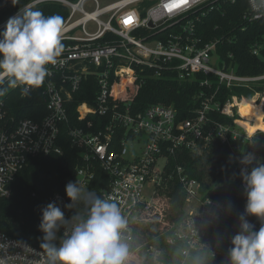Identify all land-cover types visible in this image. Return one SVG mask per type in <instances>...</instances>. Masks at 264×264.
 I'll list each match as a JSON object with an SVG mask.
<instances>
[{
	"label": "built area",
	"instance_id": "built-area-1",
	"mask_svg": "<svg viewBox=\"0 0 264 264\" xmlns=\"http://www.w3.org/2000/svg\"><path fill=\"white\" fill-rule=\"evenodd\" d=\"M57 1L70 9L61 40L73 44L64 47L55 64L47 66L49 75L43 84L29 91H41L44 115L36 110V119H16L0 101V198L12 197L13 183L31 159L62 156L61 143L67 138L79 151L81 164L64 187L48 199V203L55 202L62 208L66 219L86 211L82 201L72 202L67 197L69 182L78 181L84 190L116 202L128 221L122 236L129 247L125 262L129 264L139 250L138 220L154 212L162 214V205L171 204V194L178 186L184 196L183 215L166 232L169 252L150 246L147 264H195L205 253L218 261L224 251L215 234L228 218V207L206 196L200 182L183 166L171 165L180 161L184 151L200 154L219 143L229 146V158L240 174L242 168L250 171L252 166L240 163L242 157L235 154L230 142V137L236 140L241 133L210 122L208 116L214 110L229 118L238 116L234 123L245 132L244 140L257 145L254 138L264 131L250 136L239 124L242 117L238 103L249 99L232 96L221 107L214 103V96L205 98L194 118L179 121L177 111L170 106L151 105L135 113L129 89L136 91L142 86L139 78L146 71L156 78L166 72L175 73L185 81L201 75L207 78L201 80L200 87L209 89L213 83L210 77H214L227 89L254 91V104L264 113V74H237L232 63L220 57V42L205 43L199 34L200 23L217 6L235 4L237 0H115L104 7L98 0H79L75 4ZM88 1L97 4L91 13L83 8ZM245 1L244 20L254 23L264 19L261 0ZM77 13L82 16L75 19ZM91 23L95 24L92 32L88 30ZM78 30L81 35L75 34ZM147 32L154 37L147 36ZM253 55H259L257 48ZM90 79L95 80L96 96L91 102L74 104V95ZM71 109L76 118H70ZM161 160H165L163 166ZM240 189L245 194L243 179ZM146 191H150L149 196ZM70 203L71 208L65 207ZM250 222L260 227L257 217L251 216ZM66 234L64 227L57 232L62 238ZM0 264H47V256L39 247L0 232Z\"/></svg>",
	"mask_w": 264,
	"mask_h": 264
},
{
	"label": "trees",
	"instance_id": "trees-1",
	"mask_svg": "<svg viewBox=\"0 0 264 264\" xmlns=\"http://www.w3.org/2000/svg\"><path fill=\"white\" fill-rule=\"evenodd\" d=\"M34 0H17L14 5L12 0H0V26L6 24L9 17L14 16L19 9L29 7ZM77 3L79 0H65ZM39 10L45 16L59 15L63 25L70 15V9L57 0H46L30 7ZM247 10L245 0H237L235 4H222L203 19L199 25V34L205 43L219 41L218 53L223 60L231 62L237 74L241 76H258L264 74V19L250 23L244 20ZM4 27L0 29L2 31ZM154 37V34H146ZM64 47L72 45L71 42H62ZM259 50V55H253L254 49ZM139 81L142 86L134 91L130 90L133 101V111L141 112L151 105H164L174 107L179 121L189 120L196 116L205 98L214 96V103L223 107L232 96L244 97V117L239 124L246 132L253 136L258 130L264 131L263 121L253 120L254 107L249 105L254 91L245 88L227 89L225 85L216 83V78L210 77L212 88L200 87L201 80L207 78L196 75L191 81L180 80L175 73L166 72L162 77H154L151 71L141 75ZM4 97L10 117L16 119H36V110L45 114L43 97L40 90L31 91L25 97L21 89H13L7 80L3 85ZM96 83L90 79L84 83L79 93L74 95L72 102L76 105L91 102L96 96ZM89 96V97H87ZM1 97V95H0ZM210 122H217L228 126L231 130L239 131L241 138L236 140L230 137V142L235 147V154L240 157L251 154L254 157L252 167L264 163V133H258L254 146L244 140L245 132L234 123L235 118L221 115L216 110L209 113ZM70 118H76L74 109H71ZM62 156H48L31 159L27 167L19 173L13 183V195L9 199L0 198V232L13 238L33 244L41 248L43 232L39 229L42 212L41 209L48 204L49 197L60 191L68 178L72 177L80 166V153L73 149L67 138H63ZM183 166L191 177L197 179L206 196L221 200L228 207L229 215L215 234V240L221 244L224 255L218 261H212L208 253L201 255L195 264H231L228 249L233 235L239 231V214L244 212L246 195L241 191L242 176L229 158V146L219 143L205 149L200 154L184 151L179 162L173 163ZM106 180L104 177H99ZM98 178V179H99ZM108 180V179H107ZM172 206L175 216H169L168 210L162 214L154 212L153 215L141 217L136 224L137 240L142 245L149 244L169 252L166 247L167 230L179 223L182 219V206L184 196L180 187L176 186L171 194ZM249 216L248 218H250ZM61 236L57 235L56 243ZM43 250V249H42ZM171 250V249H170ZM139 252V251H138ZM171 252V251H170ZM146 257V256H145Z\"/></svg>",
	"mask_w": 264,
	"mask_h": 264
},
{
	"label": "clouds",
	"instance_id": "clouds-1",
	"mask_svg": "<svg viewBox=\"0 0 264 264\" xmlns=\"http://www.w3.org/2000/svg\"><path fill=\"white\" fill-rule=\"evenodd\" d=\"M12 3L15 5L17 0ZM62 31L63 19L59 15L45 16L39 10L24 8L9 17L0 31V85L5 80L9 86L20 85L24 95L40 87L49 75L47 66L55 64L64 51ZM4 91L0 87V95ZM253 160L247 154L240 163L251 165ZM241 176L246 203L244 212L239 214V231L231 238L228 256L231 264H264V163L250 171L242 168ZM65 191L72 202L82 201L86 211L66 219L55 202L41 209V248L47 264H125L129 247L122 233L128 221L119 205L84 190L78 181L69 182ZM65 207L71 208L72 204ZM249 216L258 218V229L248 220ZM62 227L67 234L56 243Z\"/></svg>",
	"mask_w": 264,
	"mask_h": 264
},
{
	"label": "rangeland",
	"instance_id": "rangeland-1",
	"mask_svg": "<svg viewBox=\"0 0 264 264\" xmlns=\"http://www.w3.org/2000/svg\"><path fill=\"white\" fill-rule=\"evenodd\" d=\"M42 1H46V0H34L32 3H31V5H34V4H36V3H40V2H42ZM99 1V4H100V7H104V6H106V5H108V4H111L112 2H114L115 0H98ZM31 5H29V6H31ZM143 5V4H142ZM83 8H84V10L86 11V12H88V13H91V12H93L96 8H97V4L96 3H94V2H90V1H88V2H86L84 5H83ZM82 16V14L81 13H77L76 14V16H75V19H78V18H80ZM94 28H95V24L94 23H91V24H89L88 25V30L89 31H94ZM75 34H77V35H81V30H78L77 32H75ZM4 97V95H1V97H0V101H1V99ZM130 148V147H129ZM165 164V160H161L160 161V166H163ZM146 195L147 196H149L150 195V191H146ZM162 209H167L168 210V212H169V216H175L176 215V213L173 211V209H172V206H169V205H167L166 206V204H164V205H162ZM248 220L250 221V218H248ZM239 229V228H238ZM149 244L147 245V244H145V245H142L141 243H140V240H139V242H138V240H137V244H136V247L139 249L138 251V253L134 256V258L133 259H131V261H130V263L129 264H147V262H148V258L147 257H145L148 253H147V251H148V249H149Z\"/></svg>",
	"mask_w": 264,
	"mask_h": 264
},
{
	"label": "bare ground",
	"instance_id": "bare-ground-1",
	"mask_svg": "<svg viewBox=\"0 0 264 264\" xmlns=\"http://www.w3.org/2000/svg\"><path fill=\"white\" fill-rule=\"evenodd\" d=\"M133 88L132 87H130V89H129V91L130 90H132ZM256 96L255 95H253L251 98H250V101H249V105L250 106H252V107H254V112H252L253 114V121H254V123L256 122V121H263V119H264V113H263V111H262V108H261V106H257V105H255L254 103V101L256 100ZM238 106H239V114H240V116L241 117H244V108H245V104H244V102L243 101H241V102H239L238 103Z\"/></svg>",
	"mask_w": 264,
	"mask_h": 264
},
{
	"label": "water",
	"instance_id": "water-1",
	"mask_svg": "<svg viewBox=\"0 0 264 264\" xmlns=\"http://www.w3.org/2000/svg\"><path fill=\"white\" fill-rule=\"evenodd\" d=\"M37 4V3H36ZM35 5V4H34ZM34 5H31V6H29V7H27V8H30V7H32V6H34ZM151 27H152V25H150Z\"/></svg>",
	"mask_w": 264,
	"mask_h": 264
}]
</instances>
